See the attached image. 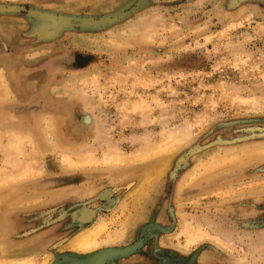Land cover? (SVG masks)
<instances>
[{"label": "rangeland", "instance_id": "rangeland-1", "mask_svg": "<svg viewBox=\"0 0 264 264\" xmlns=\"http://www.w3.org/2000/svg\"><path fill=\"white\" fill-rule=\"evenodd\" d=\"M2 224L0 264H264V0H0Z\"/></svg>", "mask_w": 264, "mask_h": 264}, {"label": "crops", "instance_id": "crops-1", "mask_svg": "<svg viewBox=\"0 0 264 264\" xmlns=\"http://www.w3.org/2000/svg\"><path fill=\"white\" fill-rule=\"evenodd\" d=\"M10 226L11 225H8V224L3 226V224H2L0 226V232H5V231L7 232L8 230H11L12 231V228ZM86 236H87V234H86ZM84 237L85 236H83L81 239H79V241L77 242V244L80 241H82ZM8 242L10 244L9 247H13V245L15 243L14 240H13V238H11ZM39 250L40 249L38 247L30 248V250H28V251H17V252H13V250L11 249L9 255H6V257H4V259H1V263H8V262H11L13 259H19V257H26L27 258V257L34 256V255L38 254Z\"/></svg>", "mask_w": 264, "mask_h": 264}, {"label": "bare ground", "instance_id": "bare-ground-1", "mask_svg": "<svg viewBox=\"0 0 264 264\" xmlns=\"http://www.w3.org/2000/svg\"><path fill=\"white\" fill-rule=\"evenodd\" d=\"M185 136H183L182 135V137L180 136V137H178V139H177V141H179V140H185L186 139V137L184 138ZM99 231V230H98ZM96 233H98V232H96ZM96 233H88L87 234V236L85 235V237L83 238V240L82 241H80L78 244H77V246L80 248V249H82V250H89V249H91V248H93V247H95L98 243V240L96 239L97 238V236L98 235H96ZM97 254H95V255H93V257L94 256H96ZM96 259L97 258H95L94 260H93V264H96L97 262H96ZM100 260V259H99ZM11 264H35V263H33L32 262V260L30 259V258H26V259H22V260H17V261H13V263H11Z\"/></svg>", "mask_w": 264, "mask_h": 264}, {"label": "water", "instance_id": "water-1", "mask_svg": "<svg viewBox=\"0 0 264 264\" xmlns=\"http://www.w3.org/2000/svg\"><path fill=\"white\" fill-rule=\"evenodd\" d=\"M133 248L132 247H128L126 249H123L122 251H106V252H102L100 254H102L103 258H102V261L99 263V264H102L103 261L107 258V257H110V256H118V255H124L128 252H130ZM91 258V257H90ZM90 258L87 260V262L85 264L88 263V261L90 260Z\"/></svg>", "mask_w": 264, "mask_h": 264}]
</instances>
